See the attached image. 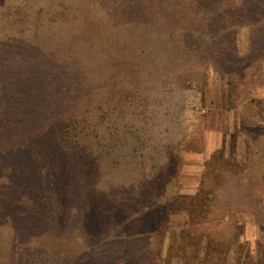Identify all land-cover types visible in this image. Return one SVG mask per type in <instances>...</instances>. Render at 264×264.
<instances>
[{
  "label": "rangeland",
  "instance_id": "1",
  "mask_svg": "<svg viewBox=\"0 0 264 264\" xmlns=\"http://www.w3.org/2000/svg\"><path fill=\"white\" fill-rule=\"evenodd\" d=\"M263 93L264 0H0V264H139L114 232L159 208L162 264H197L169 248L206 171L219 264H264Z\"/></svg>",
  "mask_w": 264,
  "mask_h": 264
},
{
  "label": "trees",
  "instance_id": "2",
  "mask_svg": "<svg viewBox=\"0 0 264 264\" xmlns=\"http://www.w3.org/2000/svg\"><path fill=\"white\" fill-rule=\"evenodd\" d=\"M62 130L63 128H61V131ZM65 130L67 129H64V131ZM31 132L33 133V130H31ZM67 135H69V132ZM26 147L28 148L27 145H17L16 147L14 146V150L12 151L17 152ZM210 177L211 176H209L206 171L203 174L201 186L197 193L184 196L189 200L188 207L184 209L189 214V221L180 231L183 240L182 244L179 246L173 239L169 248V250H172L178 247L177 250H181V255L186 261H189V254L192 253V257L196 258L197 264H207L206 260H210L211 258L214 259V261H212L213 264H219L221 259H225L227 251L231 248L232 244L239 241V236L243 232V229L240 227L239 231H236L238 227L231 223H227L226 227L228 228L229 226V228L223 230V227H220V222L215 221L217 218L211 217L212 208L207 198L209 197L211 199V196L217 192L222 184L220 183L217 186L209 182L211 179ZM193 206L197 209H192ZM174 209L176 208L174 207ZM162 210V208H159L157 214H149L150 221L147 223L144 222V224L139 221L136 212L135 214H130L129 217H126V221L119 223L118 228L121 227L122 229L114 232L117 239L122 238L125 242H129L130 240L127 239L131 238L135 241H140L143 239L142 237L147 239L146 245L139 251H135L132 255L133 260H135L137 256V261L141 262L139 264H162L164 261L162 256V243L164 241V231L168 228L169 224V212ZM195 215H198L200 220L198 218L194 219ZM84 224L88 225V229L89 231L91 230V233L92 229L93 232H103L100 223H98V225L95 224L92 218L90 220L88 217H85ZM128 226H134V229ZM104 238H107V236ZM202 243L205 245L204 258L206 260L202 256ZM119 262L128 264L126 259L123 261H115V264H119ZM134 264L137 263L135 262Z\"/></svg>",
  "mask_w": 264,
  "mask_h": 264
},
{
  "label": "crops",
  "instance_id": "3",
  "mask_svg": "<svg viewBox=\"0 0 264 264\" xmlns=\"http://www.w3.org/2000/svg\"><path fill=\"white\" fill-rule=\"evenodd\" d=\"M261 96H264V93L261 94ZM241 131H239L238 133V136H237V160H245V155H244V151L245 150V147H246V142L245 140H243L244 137H241ZM244 134V133H243ZM227 136V134L224 132V131H214V132H211V133H208L207 135V139H206V149H205V152L207 153H204V158H207L209 156L207 155H211L213 154V152L215 150H218V149H223L226 147V144L228 143L227 142V138L225 137ZM247 138V136H246ZM226 139V140H225ZM248 141H250L249 137H248ZM250 144V142H248ZM250 145H248L249 147ZM243 149V150H242ZM192 170V169H191ZM185 174L186 173H183L181 176H180V183H181V192L187 194V195H192V194H196L197 191L199 190L200 186H201V178H202V175H200V179L198 180V184L195 185V188L193 189H188L187 188V185L185 184ZM196 174V173H195ZM262 191L264 192V186H263V189ZM263 206H264V195H263ZM247 239H251L252 241V247H254V241H255V237H253L252 235L249 236V237H246Z\"/></svg>",
  "mask_w": 264,
  "mask_h": 264
}]
</instances>
